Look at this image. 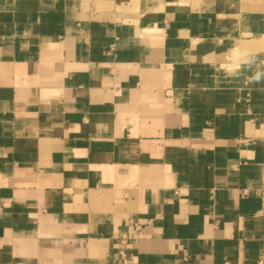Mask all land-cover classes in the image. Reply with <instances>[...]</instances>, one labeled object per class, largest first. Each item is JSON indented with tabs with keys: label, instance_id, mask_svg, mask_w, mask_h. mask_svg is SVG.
<instances>
[{
	"label": "crops",
	"instance_id": "1",
	"mask_svg": "<svg viewBox=\"0 0 264 264\" xmlns=\"http://www.w3.org/2000/svg\"><path fill=\"white\" fill-rule=\"evenodd\" d=\"M263 33L264 0H0V264H264Z\"/></svg>",
	"mask_w": 264,
	"mask_h": 264
},
{
	"label": "built area",
	"instance_id": "2",
	"mask_svg": "<svg viewBox=\"0 0 264 264\" xmlns=\"http://www.w3.org/2000/svg\"><path fill=\"white\" fill-rule=\"evenodd\" d=\"M260 38L264 41V33L261 34ZM135 230L136 231H141V226L139 224L135 225ZM138 239V236L136 235H127V236H123L120 239V255L122 256V258H124L126 256L127 253V249L129 247V245L133 242L136 241ZM264 259H261L260 263H263Z\"/></svg>",
	"mask_w": 264,
	"mask_h": 264
},
{
	"label": "clouds",
	"instance_id": "3",
	"mask_svg": "<svg viewBox=\"0 0 264 264\" xmlns=\"http://www.w3.org/2000/svg\"><path fill=\"white\" fill-rule=\"evenodd\" d=\"M264 78V73L262 72H256V74L254 75L253 79L257 82L261 81V79Z\"/></svg>",
	"mask_w": 264,
	"mask_h": 264
}]
</instances>
